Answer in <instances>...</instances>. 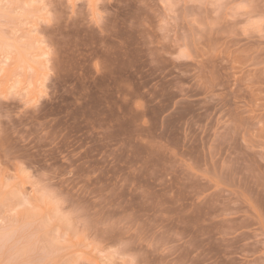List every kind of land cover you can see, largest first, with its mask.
I'll return each instance as SVG.
<instances>
[{
  "label": "rangeland",
  "instance_id": "1",
  "mask_svg": "<svg viewBox=\"0 0 264 264\" xmlns=\"http://www.w3.org/2000/svg\"><path fill=\"white\" fill-rule=\"evenodd\" d=\"M0 264H264V0H0Z\"/></svg>",
  "mask_w": 264,
  "mask_h": 264
}]
</instances>
